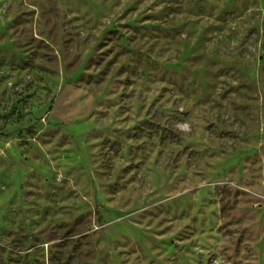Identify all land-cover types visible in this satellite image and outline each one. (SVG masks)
<instances>
[{"label": "rangeland", "instance_id": "obj_1", "mask_svg": "<svg viewBox=\"0 0 264 264\" xmlns=\"http://www.w3.org/2000/svg\"><path fill=\"white\" fill-rule=\"evenodd\" d=\"M0 264H264V0H0Z\"/></svg>", "mask_w": 264, "mask_h": 264}]
</instances>
